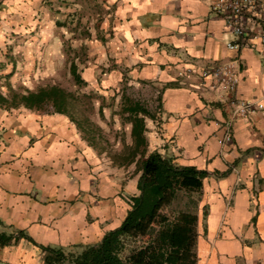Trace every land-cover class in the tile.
<instances>
[{
	"label": "crops",
	"instance_id": "0c3cea01",
	"mask_svg": "<svg viewBox=\"0 0 264 264\" xmlns=\"http://www.w3.org/2000/svg\"><path fill=\"white\" fill-rule=\"evenodd\" d=\"M15 1L27 0H0V264H44L42 246L95 243L120 225L130 206L122 208L118 178L105 172L92 139L68 115L48 104L28 108L15 95L11 102L4 95V85L13 87L12 78L18 81L31 68L18 73L6 53L14 34L28 38V64L41 36L36 25L26 34L15 31L19 24L9 19L20 11ZM102 2L109 34L99 48L105 58L107 52L113 57L106 80L117 83L130 75L159 93L155 115L142 106L146 113H137L144 144L134 150L157 151L204 172L198 190H178L169 202L182 203L176 214L196 216V264H264V42L229 47L235 37L210 0ZM242 18L249 30L264 34V14L246 12ZM231 60L237 61L238 81L225 90L215 86L211 68ZM85 74L93 76L94 69ZM233 101L261 108L235 115ZM138 177L124 195L138 193ZM89 213L111 219L104 227L89 224Z\"/></svg>",
	"mask_w": 264,
	"mask_h": 264
},
{
	"label": "rangeland",
	"instance_id": "374dc122",
	"mask_svg": "<svg viewBox=\"0 0 264 264\" xmlns=\"http://www.w3.org/2000/svg\"><path fill=\"white\" fill-rule=\"evenodd\" d=\"M24 2L22 1L19 5L18 1H15L14 5L19 6L17 9L20 11L15 10V14L9 19L12 23L19 24V28L15 31L21 30V33L26 34L36 25L35 32H40L41 36L35 43L34 58L28 61L30 63L28 64L23 53L24 47L29 43L28 38L23 40V37H17L18 35L14 34L6 53L12 55L18 73L25 66L30 65L31 68L30 73L26 68V75H20L18 81L12 78L13 87L8 88L4 85V95L11 102L14 95L40 87L58 86L77 97L76 101L70 103V108L73 109L71 111H76L80 115L82 120L80 130L85 131L88 138L92 139L94 145L90 143V146L96 152L105 172L112 173V176L115 175V178H118L121 184L118 196L125 202L122 208L130 206V202L126 199H129V195H124L125 187L140 175L139 162L142 156L140 152L134 150V147H131L133 143L131 124L129 113L124 110V105L137 101L140 106L155 115L159 109V93L152 90L147 82L136 81L130 75H123L117 83H109L106 80L108 72L112 69L113 57L109 55L110 52H107L105 58L104 52L99 48V46H105L104 42L109 34L108 30L103 29L106 13L102 0H27ZM23 25H25L24 29ZM100 36L103 38L102 43L99 40ZM72 63L76 64L77 72L84 83H77L71 76ZM89 68L94 69L93 76L85 74ZM97 166V164L92 165V171H95ZM93 177L98 182V176L93 174L91 179ZM96 190L91 188L90 195L93 202L99 200ZM185 194L184 202L187 201V193ZM177 201L178 199L164 206L161 213L169 218L176 216L177 211L183 207L182 203ZM93 206L90 205L91 208ZM189 206L193 205L188 204L187 208ZM110 219L111 215L99 217L93 213L88 214L89 224L100 222L102 227ZM147 239L148 235L129 241L122 256L130 247L138 246Z\"/></svg>",
	"mask_w": 264,
	"mask_h": 264
},
{
	"label": "trees",
	"instance_id": "16d2710c",
	"mask_svg": "<svg viewBox=\"0 0 264 264\" xmlns=\"http://www.w3.org/2000/svg\"><path fill=\"white\" fill-rule=\"evenodd\" d=\"M70 74L77 83H84L75 63ZM71 92L58 86L41 87L15 95V99L28 108L51 105L53 111L69 116L77 126L82 120L78 112L71 111L70 103L76 101ZM124 110L132 121L131 134L134 148L144 144L142 118L138 112L146 113L139 104H127ZM142 156L139 162L140 175L136 188L138 193L130 196V208L120 225L106 231L95 243L73 244L68 247L57 245L42 246L46 251L44 264H196L193 251L196 216L190 212H180L169 218L161 213L169 205L178 190L194 191L201 187L203 171L193 166H179L171 157L153 151ZM148 235V239L138 245L128 247L129 241Z\"/></svg>",
	"mask_w": 264,
	"mask_h": 264
},
{
	"label": "built area",
	"instance_id": "2783aa9c",
	"mask_svg": "<svg viewBox=\"0 0 264 264\" xmlns=\"http://www.w3.org/2000/svg\"><path fill=\"white\" fill-rule=\"evenodd\" d=\"M210 7L214 13L223 17L225 25L235 37L234 41L228 43L229 47L241 49L250 45L255 39L264 42V34L249 30L242 18V14L246 12L264 14V0H210ZM236 68V60L214 64L211 72L215 80V86L225 90H233L238 81ZM254 105L261 108V105L257 103L233 101V113L235 115L247 113V111L254 109Z\"/></svg>",
	"mask_w": 264,
	"mask_h": 264
}]
</instances>
